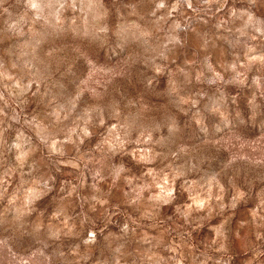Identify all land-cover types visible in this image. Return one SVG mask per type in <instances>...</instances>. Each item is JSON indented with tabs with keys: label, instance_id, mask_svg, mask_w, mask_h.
<instances>
[{
	"label": "rangeland",
	"instance_id": "1",
	"mask_svg": "<svg viewBox=\"0 0 264 264\" xmlns=\"http://www.w3.org/2000/svg\"><path fill=\"white\" fill-rule=\"evenodd\" d=\"M0 264H264V0H0Z\"/></svg>",
	"mask_w": 264,
	"mask_h": 264
}]
</instances>
